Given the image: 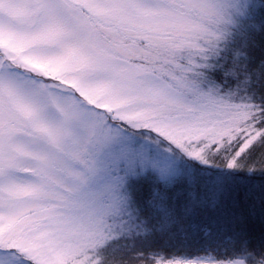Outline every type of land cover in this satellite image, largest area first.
Wrapping results in <instances>:
<instances>
[{"label": "snow or ice", "instance_id": "obj_1", "mask_svg": "<svg viewBox=\"0 0 264 264\" xmlns=\"http://www.w3.org/2000/svg\"><path fill=\"white\" fill-rule=\"evenodd\" d=\"M255 219L264 0H0V264H264Z\"/></svg>", "mask_w": 264, "mask_h": 264}, {"label": "trees", "instance_id": "obj_2", "mask_svg": "<svg viewBox=\"0 0 264 264\" xmlns=\"http://www.w3.org/2000/svg\"><path fill=\"white\" fill-rule=\"evenodd\" d=\"M259 56V51L256 53ZM264 230V225L258 219H255L251 224V231L254 237L258 238L260 232Z\"/></svg>", "mask_w": 264, "mask_h": 264}]
</instances>
